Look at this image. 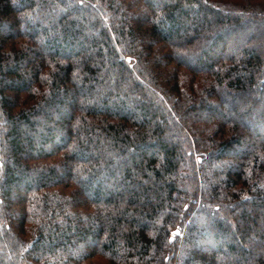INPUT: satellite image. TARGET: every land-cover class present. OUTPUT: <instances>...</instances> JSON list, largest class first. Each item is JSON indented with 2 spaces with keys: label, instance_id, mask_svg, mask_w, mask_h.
<instances>
[{
  "label": "trees",
  "instance_id": "1",
  "mask_svg": "<svg viewBox=\"0 0 264 264\" xmlns=\"http://www.w3.org/2000/svg\"><path fill=\"white\" fill-rule=\"evenodd\" d=\"M103 262L264 264V0H0V264Z\"/></svg>",
  "mask_w": 264,
  "mask_h": 264
},
{
  "label": "rangeland",
  "instance_id": "2",
  "mask_svg": "<svg viewBox=\"0 0 264 264\" xmlns=\"http://www.w3.org/2000/svg\"><path fill=\"white\" fill-rule=\"evenodd\" d=\"M126 60H127V62H129L130 65L133 64V60H132L131 57H126ZM196 160H197V162L200 161V160H201V157L197 156V157H196ZM176 234H178V231H177V232H176V231L173 232V235H172V236H174V235H176ZM172 238H173V237H172ZM103 264H105V263L103 262Z\"/></svg>",
  "mask_w": 264,
  "mask_h": 264
},
{
  "label": "water",
  "instance_id": "3",
  "mask_svg": "<svg viewBox=\"0 0 264 264\" xmlns=\"http://www.w3.org/2000/svg\"><path fill=\"white\" fill-rule=\"evenodd\" d=\"M177 232V231H176Z\"/></svg>",
  "mask_w": 264,
  "mask_h": 264
}]
</instances>
